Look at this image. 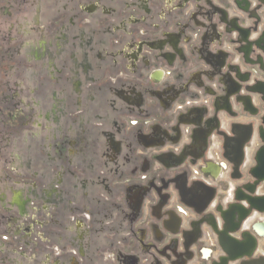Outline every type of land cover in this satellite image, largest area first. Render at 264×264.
<instances>
[{"label":"flooded vegetation","instance_id":"flooded-vegetation-1","mask_svg":"<svg viewBox=\"0 0 264 264\" xmlns=\"http://www.w3.org/2000/svg\"><path fill=\"white\" fill-rule=\"evenodd\" d=\"M0 264H264V0H0Z\"/></svg>","mask_w":264,"mask_h":264}]
</instances>
